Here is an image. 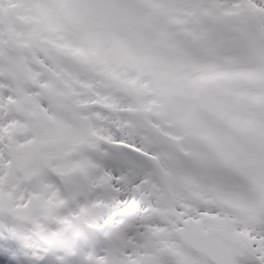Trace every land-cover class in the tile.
<instances>
[{"label": "snow or ice", "instance_id": "1", "mask_svg": "<svg viewBox=\"0 0 264 264\" xmlns=\"http://www.w3.org/2000/svg\"><path fill=\"white\" fill-rule=\"evenodd\" d=\"M0 212L95 264H264V0H0Z\"/></svg>", "mask_w": 264, "mask_h": 264}, {"label": "rangeland", "instance_id": "2", "mask_svg": "<svg viewBox=\"0 0 264 264\" xmlns=\"http://www.w3.org/2000/svg\"><path fill=\"white\" fill-rule=\"evenodd\" d=\"M102 151L107 152V149L104 147ZM100 163L101 166L105 168V170L114 173L117 171V167L107 165L105 163V159L101 160ZM49 182L56 185L52 177L49 178ZM60 193L62 198L68 199V191H63L62 189H60ZM94 198L95 197L93 196H89L87 198L83 196L77 197L75 202L70 201L69 206L66 209L62 210L61 215H66L69 211H75L78 206L83 205L88 200ZM5 214L9 215V221H6L1 217ZM46 224L47 230H42L40 227H38L37 222L33 220L31 221L30 226H23L21 225L20 220H18L16 217L6 212H0L1 230L5 231L11 237L21 239L22 243L19 248L25 255H27L28 258H32L34 262H36L48 250L56 249L59 251L58 257L60 258V260L70 263V255L72 253L74 241H79L81 240V238L83 240L87 238L89 236L90 228L85 225L82 229V235L80 237L74 236L71 232H65L58 239L49 241L46 237L51 232L55 231L58 228V225L53 221H46ZM89 256L90 254H88V257Z\"/></svg>", "mask_w": 264, "mask_h": 264}, {"label": "bare ground", "instance_id": "3", "mask_svg": "<svg viewBox=\"0 0 264 264\" xmlns=\"http://www.w3.org/2000/svg\"><path fill=\"white\" fill-rule=\"evenodd\" d=\"M55 176V175H54ZM56 178V182L58 183V184H60V182H59V180H58V178L57 177H55ZM61 185V184H60ZM4 219H8L9 220V217L7 216V217H3ZM21 223V222H20ZM42 225H43V227L41 228L42 230H47V224H46V221H41L40 222ZM22 225H25V226H27V225H30V224H24V223H21ZM9 245V244H8ZM14 252L15 251H17L19 254H21L22 253V251H19V250H17L16 248L13 250Z\"/></svg>", "mask_w": 264, "mask_h": 264}, {"label": "water", "instance_id": "4", "mask_svg": "<svg viewBox=\"0 0 264 264\" xmlns=\"http://www.w3.org/2000/svg\"><path fill=\"white\" fill-rule=\"evenodd\" d=\"M25 221H28V220H25Z\"/></svg>", "mask_w": 264, "mask_h": 264}]
</instances>
